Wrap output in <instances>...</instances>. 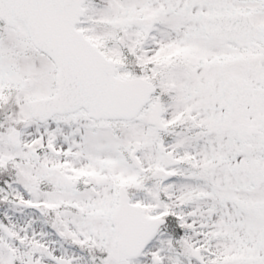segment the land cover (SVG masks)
<instances>
[{"label":"snow or ice","instance_id":"6c2138e0","mask_svg":"<svg viewBox=\"0 0 264 264\" xmlns=\"http://www.w3.org/2000/svg\"><path fill=\"white\" fill-rule=\"evenodd\" d=\"M0 264H264V0H0Z\"/></svg>","mask_w":264,"mask_h":264}]
</instances>
